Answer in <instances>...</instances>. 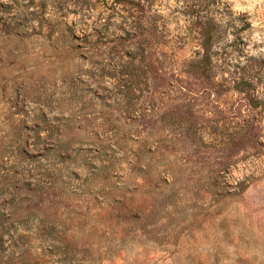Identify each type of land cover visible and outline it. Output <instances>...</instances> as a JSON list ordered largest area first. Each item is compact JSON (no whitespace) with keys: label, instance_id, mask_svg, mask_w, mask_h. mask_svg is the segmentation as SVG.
Segmentation results:
<instances>
[{"label":"rangeland","instance_id":"obj_1","mask_svg":"<svg viewBox=\"0 0 264 264\" xmlns=\"http://www.w3.org/2000/svg\"><path fill=\"white\" fill-rule=\"evenodd\" d=\"M0 264H264V0H0Z\"/></svg>","mask_w":264,"mask_h":264}]
</instances>
